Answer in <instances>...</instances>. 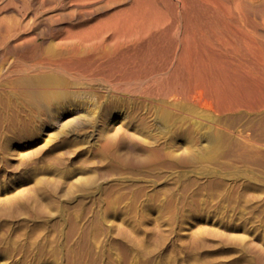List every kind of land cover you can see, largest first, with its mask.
<instances>
[{
	"label": "rangeland",
	"instance_id": "374dc122",
	"mask_svg": "<svg viewBox=\"0 0 264 264\" xmlns=\"http://www.w3.org/2000/svg\"><path fill=\"white\" fill-rule=\"evenodd\" d=\"M169 73L67 79L45 113L0 94V264H264V110L207 109Z\"/></svg>",
	"mask_w": 264,
	"mask_h": 264
},
{
	"label": "bare ground",
	"instance_id": "6f19581e",
	"mask_svg": "<svg viewBox=\"0 0 264 264\" xmlns=\"http://www.w3.org/2000/svg\"><path fill=\"white\" fill-rule=\"evenodd\" d=\"M132 78L221 114L263 111L264 0H0V94L45 113L69 107L67 79Z\"/></svg>",
	"mask_w": 264,
	"mask_h": 264
}]
</instances>
